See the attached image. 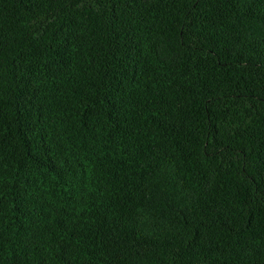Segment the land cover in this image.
Listing matches in <instances>:
<instances>
[{
    "label": "trees",
    "instance_id": "obj_1",
    "mask_svg": "<svg viewBox=\"0 0 264 264\" xmlns=\"http://www.w3.org/2000/svg\"><path fill=\"white\" fill-rule=\"evenodd\" d=\"M0 264H264V0H0Z\"/></svg>",
    "mask_w": 264,
    "mask_h": 264
}]
</instances>
